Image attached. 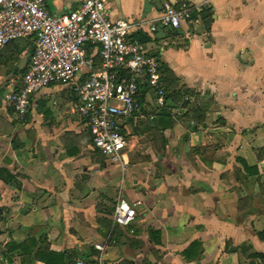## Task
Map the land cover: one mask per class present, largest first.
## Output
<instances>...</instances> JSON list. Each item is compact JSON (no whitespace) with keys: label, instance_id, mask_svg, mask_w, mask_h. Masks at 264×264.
Masks as SVG:
<instances>
[{"label":"crops","instance_id":"0c3cea01","mask_svg":"<svg viewBox=\"0 0 264 264\" xmlns=\"http://www.w3.org/2000/svg\"><path fill=\"white\" fill-rule=\"evenodd\" d=\"M84 1L46 7L63 15ZM164 2L200 6L212 21L139 32L169 70L168 97L157 108L146 91L141 116L124 123L125 175L94 148L67 85L34 94L19 119L4 94L20 89L15 70L33 38L0 49V264H44L36 246L30 256L10 247L31 241L69 264H262L250 254L264 255V0H111L108 10L151 20ZM119 197L136 220L115 228L100 261L94 245L113 228Z\"/></svg>","mask_w":264,"mask_h":264},{"label":"built area","instance_id":"2783aa9c","mask_svg":"<svg viewBox=\"0 0 264 264\" xmlns=\"http://www.w3.org/2000/svg\"><path fill=\"white\" fill-rule=\"evenodd\" d=\"M48 1L0 0V49L21 39L33 38L34 42L20 89L6 92L4 100L24 120L34 94L51 84L67 85L78 99L70 109L84 120L94 148L125 175L124 123L141 116L146 91L153 95L157 108H164L167 99L161 62L142 50L136 36L143 29L155 34L179 30L184 24L199 25L200 17L193 15L202 10L200 6L178 8L164 2L156 18L128 22L111 19V0H85L63 15L50 13ZM136 216L130 204L119 197L113 228L103 243L94 245L100 261L117 243L115 228L131 226Z\"/></svg>","mask_w":264,"mask_h":264},{"label":"trees","instance_id":"16d2710c","mask_svg":"<svg viewBox=\"0 0 264 264\" xmlns=\"http://www.w3.org/2000/svg\"><path fill=\"white\" fill-rule=\"evenodd\" d=\"M197 17H200V20L202 22V24L209 28L210 27V24H211V21H212V14L209 10H203L199 15L197 14H194L193 15V18H197ZM140 42L144 43V42H147L148 39L146 38V36L138 33V35L136 36ZM33 50V47H29L27 48V50H23V53L25 51H27V53H31ZM22 53V52H21ZM161 69H162V74L165 78V75H167L169 73V70L167 69V67L163 64H161ZM17 72V74H24V72L26 71V68L22 71H18L17 69L15 70ZM166 93H167V90H166ZM194 94L193 91L191 90H186L183 92V95H179V100L183 99L185 95H189V96H192ZM144 95H142V98H143ZM167 97H168V94H167ZM184 105H186V102L184 103ZM164 113V112H163ZM151 236H153L155 238V241H154V244L155 245H160L161 243V235L159 232H155L153 233L151 231L150 233ZM259 237L261 238V240L264 241V233H260L259 234ZM36 246V256L44 263V264H69V261H70V258L69 257H66L65 254H58V253H55V252H51L50 250H48V248L45 246H41L39 247L37 245L36 242L34 241H31L29 243H25L21 246H16V245H11L10 247L13 249V248H17L18 250L22 251L25 255L27 256H30L33 251L30 249V247L32 248V246ZM199 244L198 243H193V245L189 248L188 251H186L184 253V256H185V259L188 260V254H190V252L192 251V248L195 249ZM250 258L251 260H256L258 259L262 264H264V255L263 254H259V253H252L250 254ZM24 262H26V258L22 260V263L24 264Z\"/></svg>","mask_w":264,"mask_h":264},{"label":"water","instance_id":"95a60500","mask_svg":"<svg viewBox=\"0 0 264 264\" xmlns=\"http://www.w3.org/2000/svg\"><path fill=\"white\" fill-rule=\"evenodd\" d=\"M31 54H32V52L26 54V56L23 58V60H22V61L20 62V64L17 66V70H18V71H22V70H24V69L27 67V65H28V63H29V60H30V58H31Z\"/></svg>","mask_w":264,"mask_h":264}]
</instances>
